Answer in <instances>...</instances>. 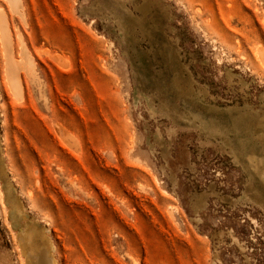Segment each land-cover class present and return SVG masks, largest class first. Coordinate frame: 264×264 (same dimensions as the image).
Instances as JSON below:
<instances>
[{
	"label": "rangeland",
	"instance_id": "obj_1",
	"mask_svg": "<svg viewBox=\"0 0 264 264\" xmlns=\"http://www.w3.org/2000/svg\"><path fill=\"white\" fill-rule=\"evenodd\" d=\"M23 5L0 0L34 63L15 97L0 32V264L30 228L54 264H264V0Z\"/></svg>",
	"mask_w": 264,
	"mask_h": 264
},
{
	"label": "bare ground",
	"instance_id": "obj_2",
	"mask_svg": "<svg viewBox=\"0 0 264 264\" xmlns=\"http://www.w3.org/2000/svg\"><path fill=\"white\" fill-rule=\"evenodd\" d=\"M9 2L13 7V9L16 12H19L22 16V12H20V9L22 10L25 9L24 8L25 5H23V0H9ZM0 32L4 47L5 57H6V74L8 78L9 87L12 94L15 97H21L23 94V87H22L23 78L21 73H23L24 75L32 74L34 63L32 61L31 55L28 52V49L26 48L24 38L21 36L18 38L16 42L17 43L16 47L20 57L19 58L14 57L15 43L12 38V34L9 30L8 22L6 21L3 14H0ZM18 211L16 212L19 213ZM19 214L23 215V213L21 212ZM34 230H32L31 228L28 229V231L26 230L27 233L25 232L24 237H22L23 240L22 243L25 242L28 247V250L25 251L26 252L25 255L27 257L26 258L27 264H54L53 262L54 259H51L52 257L49 256V254H47L45 249L47 248L48 245L46 246L45 243H44L45 245L43 244L45 240H43Z\"/></svg>",
	"mask_w": 264,
	"mask_h": 264
}]
</instances>
